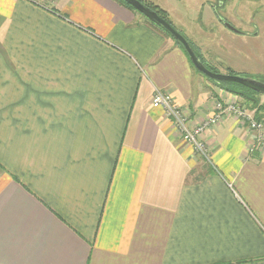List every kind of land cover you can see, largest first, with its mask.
Returning <instances> with one entry per match:
<instances>
[{
	"label": "crops",
	"instance_id": "1",
	"mask_svg": "<svg viewBox=\"0 0 264 264\" xmlns=\"http://www.w3.org/2000/svg\"><path fill=\"white\" fill-rule=\"evenodd\" d=\"M179 24L220 66L221 24ZM157 91L191 126L239 101L114 0H0V264H264L254 133L226 116L204 158Z\"/></svg>",
	"mask_w": 264,
	"mask_h": 264
},
{
	"label": "rangeland",
	"instance_id": "2",
	"mask_svg": "<svg viewBox=\"0 0 264 264\" xmlns=\"http://www.w3.org/2000/svg\"><path fill=\"white\" fill-rule=\"evenodd\" d=\"M158 6L168 14L169 22L198 50L195 37L186 34L179 25V22L191 28L193 35L198 34L199 27L196 24L202 23L206 31H210L212 23L219 26L213 35L204 36L207 50L215 59L219 60L217 68L208 67L216 73L252 78L264 79V0H143ZM181 20V21H180ZM195 23V24H194ZM227 25L232 26L242 34L231 31ZM211 27V28H212ZM203 28V29H204ZM198 38V37H197ZM182 50V49H181ZM183 51V50H182ZM184 52V51H183ZM185 53V52H184ZM200 54V52H199ZM226 67H234L225 70ZM240 68L247 71L246 74L239 73ZM225 71V72H224ZM197 72V71H196ZM203 78L205 76L197 72ZM211 83V81H209ZM251 96V95H249ZM241 105L247 106L250 111L255 112L256 120L264 125V110L257 112V106H264L261 100L264 96H257L259 105L249 104L245 99L237 96ZM254 98V97H253ZM257 116V117H256Z\"/></svg>",
	"mask_w": 264,
	"mask_h": 264
},
{
	"label": "built area",
	"instance_id": "3",
	"mask_svg": "<svg viewBox=\"0 0 264 264\" xmlns=\"http://www.w3.org/2000/svg\"><path fill=\"white\" fill-rule=\"evenodd\" d=\"M152 106L163 109L166 116L180 132L182 141L204 158L209 156L203 139L204 135L226 116L236 117L245 123L248 129L254 133V140L250 149L251 153L264 154V125L256 120L255 112L250 111L247 106L241 105L238 100L230 103L218 102L215 114L197 126L190 125L185 111L174 102L172 96L167 92L157 91L152 100Z\"/></svg>",
	"mask_w": 264,
	"mask_h": 264
},
{
	"label": "water",
	"instance_id": "4",
	"mask_svg": "<svg viewBox=\"0 0 264 264\" xmlns=\"http://www.w3.org/2000/svg\"><path fill=\"white\" fill-rule=\"evenodd\" d=\"M126 2L128 5L133 7L138 13H140L142 16L162 28L166 33H168L184 50L186 53L189 61L193 65V67L203 76H205L207 79L215 81V82H227V83H235L238 85H241L261 96H264V82L252 79V78H246L243 76H237V75H223L216 72H213L209 70L205 64L198 58L195 50L193 49L190 42L187 40V38L182 35L172 24H170L168 21L160 17L156 12L145 6L142 2L139 0H122ZM227 27L233 31L234 33H241L240 31L236 30L230 25H227Z\"/></svg>",
	"mask_w": 264,
	"mask_h": 264
},
{
	"label": "trees",
	"instance_id": "5",
	"mask_svg": "<svg viewBox=\"0 0 264 264\" xmlns=\"http://www.w3.org/2000/svg\"><path fill=\"white\" fill-rule=\"evenodd\" d=\"M116 1L117 3H119L120 5L124 6L125 8L133 11L134 13H136L137 15L141 16L144 21L150 25L152 28H154L155 30H157L158 32H160L161 34H163L164 36L170 38V39H173L168 33H166L162 28H160L159 26H157L156 24H154L153 22H151L150 20H148L147 18H145L144 16H142L140 13H138L133 7H131L130 5H128L126 2L122 1V0H114ZM140 2H142L145 6H147L148 8H150L151 10H153L154 12H156L160 17H162L163 19H165L166 21L169 22L168 20V14L167 12H165L164 10H162L161 8H159L158 6H155L154 4L152 3H149L151 5H148L146 4L143 0H139ZM170 23V22H169ZM171 24V23H170ZM174 40V39H173ZM188 40V39H187ZM175 41V40H174ZM190 42V41H189ZM175 43L183 50V48L175 41ZM190 44L192 45L193 49L195 50L198 58L205 64V61L204 59L202 58L201 54H199L198 50L193 46V44L190 42ZM184 51V50H183ZM186 54V53H185ZM193 66V65H192ZM205 66L215 72L214 70L210 69L208 67V65L205 64ZM194 68V67H193ZM195 69V68H194ZM196 70V69H195ZM197 71V70H196ZM198 72V71H197ZM232 75V73H231ZM209 80V79H208ZM211 81L213 84H216L217 86H219L220 88H222L223 90H225L226 92L228 93H231L235 96H239L243 99L246 100L247 103L249 104H253L252 107L254 105H259V101L256 99L257 96H261L241 85H238V84H235V83H227V82H215V81H212V80H209ZM262 82H264V79L260 80ZM251 95V96H249ZM254 97V98H253ZM257 109V112H259L260 110H264V106H257L256 107ZM257 117V116H256ZM260 117H258L257 120H259ZM261 120V119H260Z\"/></svg>",
	"mask_w": 264,
	"mask_h": 264
}]
</instances>
